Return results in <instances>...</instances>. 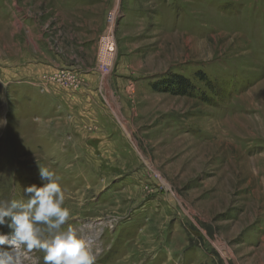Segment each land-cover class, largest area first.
Instances as JSON below:
<instances>
[{"label":"rangeland","instance_id":"1","mask_svg":"<svg viewBox=\"0 0 264 264\" xmlns=\"http://www.w3.org/2000/svg\"><path fill=\"white\" fill-rule=\"evenodd\" d=\"M0 118V200L54 170L95 264H264V0H0Z\"/></svg>","mask_w":264,"mask_h":264},{"label":"clouds","instance_id":"2","mask_svg":"<svg viewBox=\"0 0 264 264\" xmlns=\"http://www.w3.org/2000/svg\"><path fill=\"white\" fill-rule=\"evenodd\" d=\"M6 124L0 118V128ZM39 176L42 186L24 189L26 202L0 200V226L11 230L0 234V264H22V257L34 249L45 253L44 264H95L89 243L72 227L61 230L72 213L64 206L59 177L48 168H39Z\"/></svg>","mask_w":264,"mask_h":264},{"label":"crops","instance_id":"3","mask_svg":"<svg viewBox=\"0 0 264 264\" xmlns=\"http://www.w3.org/2000/svg\"><path fill=\"white\" fill-rule=\"evenodd\" d=\"M93 130H96L93 133L96 132L98 137L93 143L101 152V161L110 165H117L123 171L130 172L132 165L138 162L137 155H134L133 149L129 146L130 143H125L118 135L109 137L105 127L97 126ZM133 175L137 176L138 173H133ZM124 178L134 179L132 176Z\"/></svg>","mask_w":264,"mask_h":264},{"label":"trees","instance_id":"4","mask_svg":"<svg viewBox=\"0 0 264 264\" xmlns=\"http://www.w3.org/2000/svg\"><path fill=\"white\" fill-rule=\"evenodd\" d=\"M174 79H176V82ZM174 79H172L170 82V88L173 89L175 86L176 89L174 91H170V89H169V92L174 93L177 96H182V97L186 96L187 92H188L187 80L182 78V77H176ZM168 86H169V84H168Z\"/></svg>","mask_w":264,"mask_h":264}]
</instances>
